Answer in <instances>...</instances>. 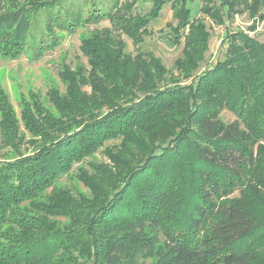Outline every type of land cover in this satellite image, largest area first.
<instances>
[{
  "label": "trees",
  "instance_id": "16d2710c",
  "mask_svg": "<svg viewBox=\"0 0 264 264\" xmlns=\"http://www.w3.org/2000/svg\"><path fill=\"white\" fill-rule=\"evenodd\" d=\"M46 5L27 0L0 12V57L23 53L31 15ZM117 14L75 16L69 24L107 19L111 29L82 41L88 68L61 72L64 94L48 92L54 112L23 105L35 150L0 162V264H262L264 218L248 198L264 195V45L239 34L225 61L181 85L151 53L124 52L116 32L137 44L146 21L121 15L120 25ZM187 44L191 58L176 67L185 80L203 59ZM51 46L38 41L34 55ZM0 101L5 142L14 145L18 122L1 92ZM223 110L235 120L221 122ZM114 140L116 152L103 151L112 167L90 162L91 174H77L89 197L54 189Z\"/></svg>",
  "mask_w": 264,
  "mask_h": 264
},
{
  "label": "rangeland",
  "instance_id": "374dc122",
  "mask_svg": "<svg viewBox=\"0 0 264 264\" xmlns=\"http://www.w3.org/2000/svg\"><path fill=\"white\" fill-rule=\"evenodd\" d=\"M2 2L6 8L0 12H5L12 6L26 4L27 0ZM47 3L48 5L31 15V28L23 53L14 59L0 57V92L13 110L19 127L16 144H7L6 134L3 135L5 125L0 116V162L33 153L35 148L30 144L31 137L21 119L23 105L30 106L33 111L32 104L35 100L54 112L48 102V92L54 89L59 94H64L65 84L61 79V72L65 68L73 71L77 67L88 68L87 58L81 51L82 41L96 31L111 29L107 19L74 26L77 15L84 18L93 9L100 8L103 12L118 11L114 18H119L120 25H126L120 18L121 15H125V18L128 15L143 18L146 22H143L144 30L140 31L141 42L135 44L125 34L116 32L117 37L125 44L124 52L132 56L139 52L151 53L163 66L165 77L171 75L173 77L168 79H177L181 85L195 83L200 75L225 61L229 47L240 44L237 40L239 34L264 45V6L256 4L255 0H160L156 6H153L154 0H47ZM127 5L130 7L124 12ZM154 7H157V14L151 18L148 14ZM177 11L180 12L179 16ZM62 22L66 30L59 28V25H63ZM191 37L194 39L189 40L188 44L194 43L193 49L203 53V59L196 62L197 69L189 80H185L178 78L176 67L185 63V57L191 58L189 50H186V42ZM38 41H42L44 47L50 44L52 48L49 47V50L36 56L34 53ZM219 119L223 123H231L235 120V115L229 110H223ZM118 144L117 140L106 142L97 153L76 163L69 173L59 178L54 189H68L74 195L89 197V189L79 181L77 174L80 171L91 174L88 168L90 162L112 167L103 151L111 148L110 152H116ZM263 167L264 143L262 155L259 156V168ZM51 191L48 189L45 196ZM257 196L259 201L257 198H248L252 203L249 210L264 218V195ZM50 221L61 227L67 225V220L62 218H50Z\"/></svg>",
  "mask_w": 264,
  "mask_h": 264
}]
</instances>
